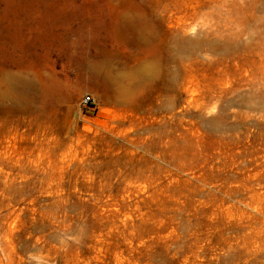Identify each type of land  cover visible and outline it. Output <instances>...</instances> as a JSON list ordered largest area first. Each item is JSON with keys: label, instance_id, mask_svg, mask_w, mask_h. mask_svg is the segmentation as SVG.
<instances>
[{"label": "rangeland", "instance_id": "374dc122", "mask_svg": "<svg viewBox=\"0 0 264 264\" xmlns=\"http://www.w3.org/2000/svg\"><path fill=\"white\" fill-rule=\"evenodd\" d=\"M0 264H264V0H0Z\"/></svg>", "mask_w": 264, "mask_h": 264}, {"label": "built area", "instance_id": "2783aa9c", "mask_svg": "<svg viewBox=\"0 0 264 264\" xmlns=\"http://www.w3.org/2000/svg\"><path fill=\"white\" fill-rule=\"evenodd\" d=\"M81 103L84 106L93 107L94 106V104H93L94 103V99L91 96L87 95V96L82 98Z\"/></svg>", "mask_w": 264, "mask_h": 264}, {"label": "bare ground", "instance_id": "6f19581e", "mask_svg": "<svg viewBox=\"0 0 264 264\" xmlns=\"http://www.w3.org/2000/svg\"><path fill=\"white\" fill-rule=\"evenodd\" d=\"M17 86L22 87V88H26V85L23 84L22 81H17Z\"/></svg>", "mask_w": 264, "mask_h": 264}]
</instances>
